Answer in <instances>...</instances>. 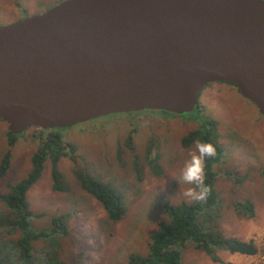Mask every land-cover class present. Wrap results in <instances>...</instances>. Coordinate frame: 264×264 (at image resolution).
<instances>
[{"label": "water", "instance_id": "obj_1", "mask_svg": "<svg viewBox=\"0 0 264 264\" xmlns=\"http://www.w3.org/2000/svg\"><path fill=\"white\" fill-rule=\"evenodd\" d=\"M215 81L264 115V0H60L0 24V120L12 134L191 112Z\"/></svg>", "mask_w": 264, "mask_h": 264}, {"label": "rangeland", "instance_id": "obj_2", "mask_svg": "<svg viewBox=\"0 0 264 264\" xmlns=\"http://www.w3.org/2000/svg\"><path fill=\"white\" fill-rule=\"evenodd\" d=\"M59 1L0 0V24L42 12ZM159 111L135 114L128 120L126 115L108 119L97 117L60 131L62 140L73 144L72 153L59 157L57 162L69 189H51V160L47 159L40 177L27 191V200L29 208L36 213L45 211L47 217L50 214L46 211L68 215L69 233L59 237L58 245L65 261L74 262L82 258L79 261L85 264H129V253L145 254L148 251V236L165 217L162 202L190 201L184 196L185 189L190 186L179 178L194 146H183L181 138L195 130L207 117L217 122L224 154L222 161L215 165L218 170L216 187L223 204L219 229L228 236L252 239L262 248L264 115L235 85L224 81L207 84L191 112ZM133 128H136L135 132ZM37 134L46 135L39 128L30 127L24 133L11 137L7 123L0 120V163L8 155L7 169L0 176V193H4L9 184H15L28 175L32 168L31 156L39 147ZM129 135L133 149L125 144ZM11 138L14 140L12 143ZM150 140L154 142L150 151L152 161L145 152V143ZM158 163L161 166L159 173L155 171L159 168ZM77 170H83L81 173L97 180L110 182L113 190L123 193L127 209L120 220L111 221L97 198L81 188L75 175ZM227 170L233 171L235 176L226 177ZM236 176L241 177L242 182H236ZM244 200L254 204L253 217L237 215L234 210L233 203ZM2 208L3 203L0 202ZM37 219L34 223H38ZM217 254L222 262L214 261L189 243L182 252V259L186 264H260L264 261L260 252L245 255L219 251Z\"/></svg>", "mask_w": 264, "mask_h": 264}, {"label": "trees", "instance_id": "obj_3", "mask_svg": "<svg viewBox=\"0 0 264 264\" xmlns=\"http://www.w3.org/2000/svg\"><path fill=\"white\" fill-rule=\"evenodd\" d=\"M156 112L160 111L146 109L128 113H112L98 118L108 119L118 115H126L129 116L125 118L128 120L133 118L135 114H155ZM98 118L95 117L88 121ZM70 127L72 125L57 127L48 131L40 129V132H44L46 135L38 136L37 134L39 147L31 156L32 168L28 175L15 184H9L8 187L6 186V191L0 193V202L3 203V208L0 209V264H85L79 261L82 258L74 262L65 261L58 246L59 237L69 233L67 229L68 215L46 211L50 214L47 217L45 211L36 213L29 208L27 200V191L40 177L47 159L51 160L50 172L53 180L51 189L53 191L69 189L68 183L58 169L57 162L59 157L66 154L70 155L73 151L72 142L63 141L62 133H60L62 129ZM136 128H133L134 132ZM9 133L11 137L16 136L10 131ZM219 136L217 122L207 117L199 123L195 130L181 138V144L185 147L194 146L197 139L210 142L215 146L217 155L215 158L206 160L205 168V183L211 187V193L206 203L191 200L179 203L163 201L161 207L165 217L163 221L158 223L157 228L149 234L148 251L145 254L129 253L127 256L129 264H186L182 259V252L189 243L201 252H205L214 261L220 262L222 260L217 254L219 251L246 255H255L260 252L264 255V244L262 248H259L252 239L243 240L228 236L219 229L223 204L220 192L216 187L218 170L215 165L222 161L220 159L224 155ZM155 139H157V135L154 141ZM10 142H14L13 138ZM125 144L132 149L134 148L131 143V135L125 140ZM145 144H147V151L145 152L151 158L150 151L154 142L150 140L149 143L146 141ZM152 160L153 158H151ZM7 166L8 155L1 160L0 176L3 175ZM82 171H75L76 179L81 188L97 198L111 221L120 220L127 209L123 202V193L113 190L110 187V182L97 180L93 176L81 173ZM155 171L159 173L161 166L159 165ZM232 172L226 173L225 176H235ZM236 177L234 178L236 182H242L241 177ZM233 208L237 215L254 216V204L248 200L233 203ZM36 218H38V223H34ZM260 264H264V261Z\"/></svg>", "mask_w": 264, "mask_h": 264}, {"label": "clouds", "instance_id": "obj_4", "mask_svg": "<svg viewBox=\"0 0 264 264\" xmlns=\"http://www.w3.org/2000/svg\"><path fill=\"white\" fill-rule=\"evenodd\" d=\"M216 155L217 150L212 143L200 139L194 142V150L189 152V159L185 162L179 178L184 184L190 186L184 191L186 198L198 203L207 202L211 187L205 183L206 160L215 158Z\"/></svg>", "mask_w": 264, "mask_h": 264}, {"label": "bare ground", "instance_id": "obj_5", "mask_svg": "<svg viewBox=\"0 0 264 264\" xmlns=\"http://www.w3.org/2000/svg\"><path fill=\"white\" fill-rule=\"evenodd\" d=\"M211 83H212V82H211ZM208 84H209V83H208ZM206 85H207V84H206ZM206 85H205V86H206ZM205 86H204V87H205Z\"/></svg>", "mask_w": 264, "mask_h": 264}]
</instances>
